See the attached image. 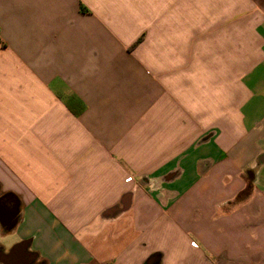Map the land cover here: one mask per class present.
Here are the masks:
<instances>
[{
    "label": "crops",
    "instance_id": "1",
    "mask_svg": "<svg viewBox=\"0 0 264 264\" xmlns=\"http://www.w3.org/2000/svg\"><path fill=\"white\" fill-rule=\"evenodd\" d=\"M5 238L0 264H264V0H0Z\"/></svg>",
    "mask_w": 264,
    "mask_h": 264
},
{
    "label": "rangeland",
    "instance_id": "2",
    "mask_svg": "<svg viewBox=\"0 0 264 264\" xmlns=\"http://www.w3.org/2000/svg\"><path fill=\"white\" fill-rule=\"evenodd\" d=\"M240 16V15H239ZM238 17V15L236 14H233V13H229L228 14V22L229 24L231 25V23ZM242 32V34L245 36L244 38H242L240 36V33ZM237 33H238V36H237ZM251 36L249 34V32L247 31V29H244L242 31H237L235 29H230L229 30V72H230V87H232L233 83H231L233 81L232 77L235 75V72L237 69H240V66L242 64H240L241 62H237L236 61V54H235V49H236V43L239 41V42H242L244 43L245 45V53L247 54L248 53V50H249V47L250 45L252 44V41H251ZM1 243L2 242H6V238L4 239H0Z\"/></svg>",
    "mask_w": 264,
    "mask_h": 264
},
{
    "label": "built area",
    "instance_id": "3",
    "mask_svg": "<svg viewBox=\"0 0 264 264\" xmlns=\"http://www.w3.org/2000/svg\"><path fill=\"white\" fill-rule=\"evenodd\" d=\"M132 181V177H128L127 179H126V182H131ZM191 246L192 247H197V244L195 243V242H192L191 243Z\"/></svg>",
    "mask_w": 264,
    "mask_h": 264
},
{
    "label": "trees",
    "instance_id": "4",
    "mask_svg": "<svg viewBox=\"0 0 264 264\" xmlns=\"http://www.w3.org/2000/svg\"><path fill=\"white\" fill-rule=\"evenodd\" d=\"M139 43V42H138Z\"/></svg>",
    "mask_w": 264,
    "mask_h": 264
}]
</instances>
